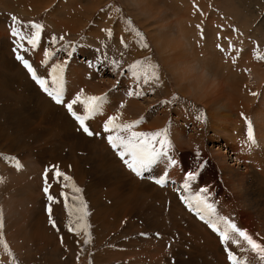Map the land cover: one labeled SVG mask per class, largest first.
Wrapping results in <instances>:
<instances>
[{
  "label": "rangeland",
  "instance_id": "374dc122",
  "mask_svg": "<svg viewBox=\"0 0 264 264\" xmlns=\"http://www.w3.org/2000/svg\"><path fill=\"white\" fill-rule=\"evenodd\" d=\"M137 2L139 1L0 0V19L2 18L6 23L9 22L7 27L0 25V42L7 41L11 47H14L15 41L11 36L10 28L12 24L10 18L13 15L24 24L31 21L45 26L40 46L28 53H22L37 68L38 74L45 75L50 72L48 67L52 64V60L49 61L48 66L43 65L42 61L46 59L44 52L49 48L55 50L60 47L59 44H51L50 37L52 35L57 37L65 35L66 42H70L73 46L79 45L72 56L59 52L57 57H54L58 62L68 61L65 72L66 100L73 98L81 89L86 95L108 94L110 96L104 113L93 118L90 123L94 130L101 132L98 141L105 142L95 144L96 148L102 152H100L101 154L96 153L94 148H89V146L85 152L74 153V150L70 148L77 147L75 138L67 140L65 146H63V140L59 135L43 136L36 140L40 136L39 127L44 128L48 125L45 121L47 117L42 109L44 102L40 97L37 98L34 95V89L31 86L22 84L23 81L31 78L23 66H21V71H16L19 63L13 58V48L5 56L7 60L15 62L11 68L1 67L0 76L4 79L1 78L0 82H7L6 78L10 80L11 84L9 83V87L5 89L14 94L11 98L0 91V157H3L0 158V179L3 181L0 183V208L3 209L5 221L3 236L12 249L18 264H206L204 262L217 264V261L218 264H224L223 262L227 260L223 261L222 258L211 262L214 257L218 258L216 249L225 255L219 237L207 225L206 227L204 223L186 211V206L183 205L184 203L175 191L180 189L185 168L194 170L201 163L203 167H199L201 175L194 182V191L197 186H207L211 192L209 202L215 204L218 215L231 218L242 228L247 229V223L254 238H264V215H261V209H264V163L260 166L261 168L259 167L258 174L251 171V165L245 163L247 151L243 147L247 142V122L240 115L243 112L252 121L254 134L259 142L253 148L251 157H263L264 138L258 139L257 121L253 112L259 104L264 86V79H259L254 71L256 67L261 65L264 67V60L258 58L264 55V0H148V4L144 3V5H139ZM153 6L156 8L153 9ZM116 9L120 11L118 12ZM52 13L53 16H51ZM167 16L169 19L165 20ZM128 19L132 21L133 28L143 33V42L149 45L148 48L141 46L140 38L125 23ZM176 22L183 31V33L179 32V35L184 38L187 36L189 39L188 46H182L183 48L179 49L180 52L174 47L177 37L169 34L168 42L171 44L164 49L163 44L160 43V39L169 31L178 33L175 27L177 26ZM168 24L173 27L164 29ZM106 29H111L113 35L108 36ZM121 39H123V43H121ZM65 41H62L61 44ZM209 42L213 43L215 48L211 51V61L207 63H210L211 68L223 77L222 85L203 98H193L179 87L180 81L177 80L176 66L182 56L180 59L178 55L183 53L189 58L201 59L204 56L203 47L209 48ZM124 44H127L128 47L125 48ZM217 45H220L224 51L221 52ZM25 46L30 48L26 43ZM92 49L95 53L94 58L91 56L93 53H89ZM97 49L100 51L97 52ZM105 52L111 58L122 60L121 70L127 69L129 64L137 60H150L158 64L161 81L144 86L145 95L141 97H128L126 90L132 84L128 74L122 76L119 72L113 73L108 70L107 65L101 71L96 70L97 72L92 69L88 71L82 69L83 66H87L84 61L92 62L96 56ZM246 58H249V62ZM220 65L224 71L221 70ZM87 72L93 73V76ZM249 78L253 81L250 82ZM248 87L252 88L249 90ZM252 91L257 92L258 95L252 96L250 94ZM173 96H178L179 99L173 100ZM128 98L131 99L130 103ZM19 101H24V104L21 105ZM164 101L171 102L164 103ZM120 103H127L129 107L134 106L132 118L130 113L127 122L143 119V124L137 126L136 131H157L166 127L169 129V138L173 143L171 154L180 161L179 166L168 169L169 173L171 170H176L175 174L171 175L173 180L169 178L170 182L176 184L174 187L169 183L166 186H159L148 179L137 177L124 166L107 143L105 137L107 134L103 133L101 122L108 116L116 115L117 112L122 113V111L124 114L121 116L120 122H126L124 117L128 114V109L120 108ZM60 107L65 110L63 106L60 105ZM76 107L82 114V108L79 105ZM8 110H15L12 112L17 118L24 117L30 122L28 125L32 127L29 132L33 133V137H27L28 132L18 126V121L13 124L14 126L10 125V121L5 118L8 116ZM131 110H133L132 107ZM260 112V115L263 116L264 107ZM201 113L205 120L198 122L196 116ZM66 114L68 113L66 112ZM39 119L40 124L37 121ZM229 120L234 124L233 127H230ZM175 125L180 126L179 133L183 132L185 140L177 141L175 138L177 135L172 132L176 128ZM220 125H224L228 131L233 129L234 134L230 137L223 135L221 131L215 132V129H219ZM22 132L25 141L26 139L39 141L33 145L30 151L33 154L37 152L38 158L29 155V152L21 146ZM77 132L82 135L80 131ZM216 133L221 137L218 138L219 143L225 141L226 146L223 147H226L228 151L232 147L235 156L231 151V157L233 155V157L243 158L244 164L249 166V170H245L252 172L251 177L247 171L243 170L245 165L240 166L239 170L232 171L234 178L246 180L241 183V190L247 196L239 194L244 200L243 202L237 198L238 201L231 198L238 193V191L233 193V179L228 174L227 168L226 171L222 169L221 163L214 158V153L212 154L207 145L209 143L213 146L209 139L214 134L216 137ZM191 138L192 140H190ZM236 142L239 144L235 145ZM51 145L57 150L63 148L59 152V156L61 158L66 156L68 165L48 164L50 163L49 157L44 155V151L42 153L40 151ZM108 148L117 157L113 163L111 159L114 156L107 160L109 157L106 154ZM197 150L201 153L200 157L195 156ZM101 156L104 158L99 166L97 160ZM225 158H227L226 153ZM74 159H77L78 165H72ZM17 160L23 165L19 170L15 167ZM27 161L31 165L27 164ZM228 163L232 166L233 161ZM33 165L36 167L34 168ZM115 165L116 167H114ZM52 166H58L66 175L71 176L73 182L83 190L81 195L87 202L90 213L87 218L91 225L88 229V232L91 233L90 243L84 242L89 239L84 231H81L79 235L68 231L69 221L74 220L75 217L69 216L61 193H68L71 196L73 194L71 187H63V185H70L72 182L64 181L61 177L58 183L53 178L55 168ZM73 166H77V168L71 172ZM46 168L51 169L48 172V182L51 185L50 194L59 201V203H53L52 214L59 231L49 223L46 211L48 202L43 193ZM105 168L107 169L105 170ZM122 170L128 173L125 182L130 185L131 191L136 192L143 189L148 193L155 194V196L153 195L154 199L146 196L129 198L130 195H126L124 183H120L117 178L114 179L111 176L116 175L117 172L123 173ZM158 171L159 168L154 170L153 174ZM255 178L258 179L257 182ZM253 182H256L255 185ZM31 185L33 186L31 187ZM260 189L262 193H260ZM252 191L260 193V198H250L253 196ZM162 196L168 200L160 199ZM69 203L72 201L69 200ZM256 203L258 205L261 203V206H257ZM179 207L180 209H177ZM182 208L183 210H181ZM245 212L247 215H251L254 224L247 220ZM131 216L134 217L131 218ZM172 218L178 223L181 221L180 224H184V226H181L180 230L175 228L174 223L176 222L173 223ZM165 224L169 225L166 229L161 227ZM141 233L146 235H141ZM207 243L213 244L215 249L212 254L214 256L209 255L206 250L208 249L206 248ZM232 247L235 250V246ZM249 255L251 256V254ZM0 260L3 261V264H10V258L2 245H0Z\"/></svg>",
  "mask_w": 264,
  "mask_h": 264
},
{
  "label": "snow or ice",
  "instance_id": "6c2138e0",
  "mask_svg": "<svg viewBox=\"0 0 264 264\" xmlns=\"http://www.w3.org/2000/svg\"><path fill=\"white\" fill-rule=\"evenodd\" d=\"M116 11L119 12L120 10L116 9ZM10 19L12 21L10 25L11 36L15 41V48L13 49L15 52V59L27 70L31 79L38 85L43 93L51 98L57 105H61L67 110L78 125L77 131L82 132L90 138L100 136L101 132L94 130L90 126V123L93 118L104 113L105 105L110 101V96L108 94L86 95L84 90L81 89L73 98L66 100L65 72L68 61L64 60L51 64L50 72L41 75L38 74L37 68L33 66L30 59L22 54L28 53L30 50L37 49L40 46L45 26L41 23L31 21L24 24L15 15L11 16ZM125 23L129 26L130 30L134 31L136 36L140 38L141 46L143 48H148L149 45L143 42V33L132 27V21L128 19ZM105 31L108 36L113 35L111 29H106ZM50 41L52 45L59 44L60 47L55 50L49 48L44 52L46 59L42 61V64L45 66H48L49 61L57 57L59 52L72 56L74 50L79 47V45L73 46L70 42H66L65 35L59 37L52 35ZM62 41H65V43L61 44ZM25 43L29 45L30 48L26 47ZM121 43H123V39H121ZM124 47L127 48L128 45L124 44ZM217 47L220 48L221 52L224 51L220 45H217ZM96 51L99 52L100 50L97 49ZM121 56H123V53H121ZM258 58L264 60V55ZM105 65H107L108 70L113 73L119 72L122 76L125 74L130 76L132 84L126 90V95L128 97H141L145 95L143 91L144 86H149L161 81L159 65L150 60H137L129 64L127 69L121 70L122 60L111 58L105 52L96 56L94 61L89 63L88 66L97 71H101ZM117 83L119 84V81H117ZM250 94L254 97L258 95V93L254 91ZM178 99V96H173V100ZM170 102L171 101H164V103ZM77 105L82 108V114L77 110ZM119 107L124 108L125 104L120 103ZM240 115L244 117L247 122V142L249 146H256L257 139L254 134L252 121L248 119L243 112L240 113ZM121 116L122 113L117 112L116 115L108 116L106 120L101 122L102 131L107 134V143L111 146L123 164L137 177L148 179L159 186H166L170 182L168 169L177 167L180 164V161L175 159L171 154L173 143L169 138V129L166 127L157 131H136V127L144 122L143 119L134 120L132 122H120ZM196 120L198 122L205 120L203 113L197 115ZM195 156L200 157L201 153L197 150ZM15 167L19 170L23 165L17 160ZM52 167L55 168L53 178L58 183L61 177H63L64 181L72 182L70 185L64 184L63 187L70 186L73 194L69 196L68 193H61L64 197V206L68 210L69 216L75 217L74 220L69 221L67 226L68 231L75 232L77 235H79L81 231H84L89 237V239H86L84 242L86 244L90 243L91 233L88 232V229L91 225L87 219L90 213L88 211V204L81 195L83 190L73 182L71 176L66 175L58 166ZM199 167H203V164L201 163ZM199 167L194 170H187V168H185L184 176L182 177L183 182L179 189V191L185 194L180 195L179 199L219 237V242L223 246V251L226 253L228 264H264V242H262L264 238L256 239L246 228L238 226L237 222L231 218L218 215L215 204L209 202L211 192L207 186H197V189L194 191V182H196L201 175ZM157 168H159V171L153 174L154 170ZM50 170L51 169L46 168L44 172L43 193L48 202L46 211L49 217V223L53 228L59 231L56 221L52 218L53 203H59V201L54 195L50 194L51 185L48 182V172ZM2 182V179H0V183ZM69 200H71L72 203H69ZM4 226V213L3 209L0 208V245L3 246L5 253L10 258V264H18L12 249L4 239ZM141 235L146 234L141 233ZM232 246H235V250ZM249 254H251V256ZM0 264H3L2 260H0Z\"/></svg>",
  "mask_w": 264,
  "mask_h": 264
},
{
  "label": "bare ground",
  "instance_id": "6f19581e",
  "mask_svg": "<svg viewBox=\"0 0 264 264\" xmlns=\"http://www.w3.org/2000/svg\"><path fill=\"white\" fill-rule=\"evenodd\" d=\"M139 2H137L139 5H144V3H147L148 2V0H138ZM150 1V0H149ZM4 2V1H3ZM13 2V1H12ZM8 4V2L6 3V5ZM148 4V3H147ZM151 5V4H150ZM163 7V6H162ZM43 8V7H42ZM154 8H156V7H154L153 6V9ZM151 9V8H150ZM165 12V11H164ZM51 16H53V13L51 14ZM166 16V15H165ZM165 16H163V17H165ZM6 18V17H5ZM54 18H55V16H54ZM167 19H169V16H167L166 18H165V20H167ZM49 20H50V18H49ZM9 23V22H8ZM8 23H6V22H4L3 20H2V18L0 19V25L1 26H6L7 27V25H8ZM177 24V26H175L176 27V30H178V33L176 34V33H173V32H168L166 35H163L164 37H162V39H160V43H162L163 44V49L164 48H166V47H168V45L169 44H171V42H168V40H169V34L170 35H172V36H174V37H177V39H176V41H175V45H174V47H175V49L176 50H179V49H182L183 47L182 46H188V44H189V39H188V37L186 36L185 38L183 37V36H181V35H179V32H181V33H183V31H182V29H181V27H180V25L178 24V22H176ZM172 28L173 26H171L170 24H168V25H166L165 26V28L164 29H167V28ZM167 31V30H166ZM45 39V38H44ZM196 39V38H195ZM193 40V39H192ZM156 41V40H155ZM213 42V41H212ZM193 43V42H192ZM210 47L209 48H204L203 47V50H204V56L200 59V58H198V60H200V61H202V62H204L205 64H207V65H209L210 67H211V64L210 63H207V62H210L211 61V59L212 58H210V56H211V51H212V49H214L215 47L213 46V43H211V42H209V44H208ZM161 46V45H160ZM11 45L7 42V41H3V42H0V69H1V67L2 68H11V66H12V64L15 62V61H11L10 59H6L5 58V56L6 55H8V53H9V51L11 50ZM55 48V47H54ZM226 49H228V48H226ZM54 50V49H53ZM163 51V50H162ZM91 52L93 53V54H91ZM179 52H180V50H179ZM89 53L91 54V56L94 58V55H95V53H94V51H93V49L91 50V51H89ZM11 55V54H10ZM227 55V54H226ZM179 56V58L181 59V56H182V59H181V61L177 64V66H176V68H178L180 65H182L185 61H187V60H189V59H192V58H189V57H187L186 55L184 56V54L182 53V54H179L178 55ZM224 56H225V52H224ZM249 56V55H248ZM83 58V57H82ZM87 58V57H86ZM250 58V57H249ZM249 58H246L247 59V61L249 62ZM81 59V58H80ZM54 60V61H53ZM81 60H83V59H81ZM218 60V59H217ZM58 61L56 60V58H54V59H52V64L53 63H57ZM247 63V62H246ZM48 68H50V66L48 67ZM71 68V67H70ZM72 68H74V67H72ZM220 68H221V70H222V67H221V65H220ZM82 69L84 70H89L88 69V66H83L82 67ZM177 70V69H176ZM226 70V69H225ZM16 71L18 72V71H21V65H17V69H16ZM22 71H24V69H22ZM72 71H73V69H72ZM222 71H224V69L222 70ZM255 73H256V75H257V77H259V79H264V67H262V65L261 66H259V67H256L255 68ZM46 72V71H45ZM44 72V73H45ZM216 72V71H215ZM79 73V72H78ZM87 73H90V72H87ZM218 73V72H217ZM91 74V76H93V73H90ZM89 74V75H90ZM219 74V73H218ZM6 75H7V73H6ZM16 75H19L18 73H16ZM79 75V74H78ZM10 76V75H9ZM177 76V75H176ZM250 76V75H249ZM8 77V76H7ZM1 78H2V76H0V80H1ZM223 78V77H222ZM4 78H2V80H3ZM27 79V78H26ZM25 79V80H26ZM89 79H90V77H89ZM93 79V78H92ZM91 80V79H90ZM94 80V79H93ZM92 80V81H93ZM177 80L178 81H180L179 80V78H177ZM250 82H252L253 81V79H248ZM6 81L7 82H0V83H2L1 85H0V91H3L4 93H6L7 95H9L11 98H12V95L14 94L13 92V94H11V93H9V91H7L5 88H8L9 87V81L10 80H8L7 78H6ZM15 81V80H14ZM177 81V82H178ZM24 83H22V84H24V85H29V86H31L33 89H34V95L37 97V98H41V100H43V102H44V108H42V109H44V115H46V122H47V126L46 127H44V128H42V127H39V130H40V136L36 139V140H38L39 138H41V137H51V136H54V135H59V137L63 140V146H65L66 144H67V140H69V139H71L72 140V138H75L76 139V142H77V147H75V149L74 148H70V149H73L74 150V153L75 152H80V151H82V152H85L86 150H87V147L89 146V148L90 147H93L94 148V151L96 152V153H100L101 151L99 150V149H97L96 147L97 146H95V144H98V143H100V142H104L103 140H101V141H98V137H87L85 134H83L82 132V135L79 133V132H77L76 131V122L68 115V114H66V112H65V110H62L61 109V107H60V105H57L54 101H52L51 99H49L48 97H46V95L45 94H43L42 92H41V90L38 88V86L35 84V82L34 81H32L31 79L29 80V79H27V81H23ZM12 83H14V82H12ZM6 84V85H5ZM11 84V83H10ZM20 84V83H19ZM19 84H17V85H19ZM3 85H5L4 87H3ZM260 85V84H259ZM258 86V85H257ZM27 87V86H26ZM250 87V86H249ZM248 87V89L250 90L251 88H249ZM262 87V86H261ZM30 88V87H29ZM256 89V88H255ZM25 90V89H24ZM30 90V89H29ZM33 91V90H32ZM260 91V90H259ZM115 93H117V91H114ZM121 95V94H120ZM260 95V94H259ZM23 97V96H22ZM66 97V96H65ZM15 98V97H14ZM247 98V97H246ZM20 99H21V97H20ZM129 99V98H128ZM127 99V100H128ZM260 101H259V104H257V106H256V108L254 109V114L253 115H255V118H256V124H257V128H256V130H257V133H258V139L259 140H262L263 138H264V115L263 116H261L260 114H261V109H263V107H264V101H262V100H264V86L262 87V92H261V95H260ZM131 99H129V103L131 102L130 101ZM19 103L21 104V105H23L24 104V101H19ZM114 103V102H113ZM126 105H125V107H124V109L125 110H127L128 109V114H126V117H124L125 119L124 120H126V122L128 121L127 120V117H129V114L131 113V118H132V112L134 111V106H130L129 107V104H127V103H125ZM111 105V104H110ZM220 105V104H219ZM131 107L133 108V110H131ZM37 110V109H36ZM12 111H15V110H12ZM11 110H8V116H5V118H7L9 121H10V125L12 126L13 124H15V122H17L18 121V123H19V125L18 126H20L21 127V129L22 130H24V131H27L28 133H27V137H33V133H30L29 131L31 130V127L32 126H29L28 124H30V122L26 119V118H24V117H21V118H17V116L16 115H14L15 113L14 112H12ZM26 111V110H25ZM142 111V110H141ZM140 111V112H141ZM59 112V113H58ZM39 113V112H38ZM51 113H52V115H51ZM124 113H123V111H122V115H123ZM13 116V117H12ZM19 117V116H18ZM28 117V116H27ZM236 117V116H235ZM178 119H179V117H177ZM38 122L40 121V119L39 120H37ZM130 121V120H129ZM230 121V120H229ZM186 122V121H185ZM231 123V125H230V127L232 126V125H234L233 123H232V121H230L229 122V124ZM39 124H40V122H39ZM44 124V123H43ZM143 124V123H142ZM141 124V125H142ZM188 125V124H187ZM226 125V124H225ZM14 126V125H13ZM176 126V125H175ZM179 125H177L176 126V128H175V130L174 131H172V132H174L177 136L175 137V138H177V141L178 142H181V140L182 139H184V137H183V135H182V133H179ZM219 127V129L218 128H216L215 129V132H217V131H221L222 133H223V135H225V136H232L234 133H233V129L231 130L230 129V131H228V129L227 128H224V125H220V126H218ZM233 127V126H232ZM35 128V127H34ZM19 129V128H18ZM100 129V128H99ZM61 131V132H59V131ZM19 132H20V130H19ZM21 133V132H20ZM185 134V133H184ZM220 134V133H219ZM20 136V135H19ZM24 133L22 132V135H21V138H22V140H21V142H22V144H21V146H23V149L25 150V151H28L29 152V155H34L35 157H37V152H35V154H33V153H30V151L32 150V147H33V145L35 144V143H39V141H36V140H28V139H26V141L23 139L24 137ZM215 136V134L214 135H212L211 137L212 138H210L209 139V142H211V143H213V146H211V144L209 145V143L207 144L209 147H210V150H211V152H212V154L214 153V158L219 162V163H221V165H222V169L223 170H225L226 171V168H227V172H228V174H230L231 175V177H232V179H233V185H234V187H233V189H234V191H233V193L235 192V191H238V193L237 194H235V197L233 196H231V198L233 199V200H236V201H238V200H240V202H243L244 200L239 196V194L240 193H242V194H245L242 190H241V188H242V185H241V183H244L246 180L244 179V178H240V179H236V178H234L233 177V172L232 171H236V170H239L240 168V166H243V165H245V167L243 168V170H245V169H247V170H249V166L248 165H251L252 166V170L251 171H253V172H256L257 174H258V172H259V170H260V166L261 165H263V163H264V155H263V157H258L257 155H256V157H258V158H252L251 157V155L253 154V148L254 147H256V146H247L248 145V142H246V145L243 147V149H246V151H247V153H246V157H245V163H247V164H244V160H243V158H240V157H233V155H234V151H233V149H232V147H230V146H228V147H230L229 148V150L230 151H228L227 150V148L226 147H223V146H226V143H225V141L224 142H222V143H219L220 141H219V139L218 138H221L219 135H217V133H216V137H214ZM26 137V136H25ZM106 137V136H105ZM193 137V136H192ZM5 138V137H4ZM6 139V138H5ZM33 139V138H32ZM43 139V138H42ZM224 139V138H223ZM18 140V139H17ZM185 140V139H184ZM190 140H192V138L190 139ZM35 141V142H34ZM53 141H55V140H53ZM97 141V142H96ZM195 142H196V140H194ZM48 142V141H47ZM192 142V141H191ZM258 142V141H257ZM264 142V141H263ZM105 143V142H104ZM103 143V144H104ZM200 143V142H199ZM259 143V142H258ZM235 145H238L239 144V142L237 143H234ZM105 145V144H104ZM103 145V146H104ZM258 145V144H257ZM62 146V147H63ZM107 146V145H106ZM241 146H243V145H241ZM201 147V146H200ZM48 148V149H47ZM47 148H45L44 147V149H42L40 152L42 153V151H44L43 153H44V155H47L48 157H49V160H50V163H48V164H57V163H59V164H61L60 166H65V165H68V160H67V157L65 156V157H60L59 156V152L60 151H62L63 150V148H59V150H57L53 145H51V146H49V147H47ZM103 148V147H102ZM106 149V148H105ZM9 150V149H8ZM51 152H50V151ZM93 151V150H92ZM231 151H232V153H233V155H232V157H231ZM89 152V151H88ZM106 152H107V150H106ZM102 153V152H101ZM100 153V154H101ZM225 153L227 154V158H225ZM55 154V155H54ZM95 154V153H94ZM104 154V153H103ZM109 157L107 158V160H109V158H111L112 156H114V158H112L111 159V162L113 163V162H115V160L117 159V157L115 156V154L113 153V152H111V149L110 148H108V152L106 153ZM224 154V155H223ZM235 156V155H234ZM32 157V156H31ZM99 157V156H98ZM6 158V157H5ZM38 158V157H37ZM102 158H104L103 156H101V158L100 159H98L97 160V163H98V165L100 166L101 165V162H102ZM26 159V158H25ZM230 159V160H229ZM232 159V160H231ZM76 160L77 159H74L73 161H72V165H78L77 163H76ZM227 160H228V162L230 161V163H231V161H233V163H232V166H231V164H229L228 162H227ZM28 162V161H27ZM33 162V161H32ZM36 163V162H35ZM38 163V162H37ZM228 163V164H227ZM27 164H30L29 162L27 163ZM108 164V163H107ZM226 164V165H225ZM31 165V164H30ZM110 165H111V163H110ZM231 166V167H230ZM251 166H250V169H251ZM254 166H256V167H254ZM33 167L35 168L36 166H34L33 165ZM114 167H116V165L114 166ZM120 167V166H119ZM260 167V168H259ZM43 168V167H42ZM71 168V167H70ZM74 168L76 169L77 168V166H73V168L70 170L71 172L74 170ZM109 168V167H108ZM64 169V168H63ZM107 168H105V170H106ZM112 170V169H111ZM247 170H245V171H247ZM107 171H110V170H107ZM115 171V170H114ZM118 171V170H117ZM116 171V172H117ZM123 171V173H118L117 172V174L115 175V174H113V175H111L112 176V178H114V179H118V181L120 182V183H124V186L126 187V195H130L129 196V198L130 197H132V196H135V197H139V196H146V197H149V198H153L154 199V196H155V194H153V193H148V191H145V190H143V189H139V191H136V192H134V191H131L129 188H130V185L128 184V183H126L125 181V179H127L128 178V173L126 172V171H124V170H122ZM244 171V172H245ZM36 172V171H35ZM68 172V171H67ZM77 172V171H76ZM75 172V173H76ZM125 172H126V174H125ZM175 172H176V170L174 169V171H172L171 170V172L169 173V178L170 179H172L173 180V176H171V175H173V173L175 174ZM248 172V171H247ZM33 173V172H32ZM249 173V175L251 176L252 175V172L250 173V172H248ZM109 175V174H108ZM226 175V174H225ZM256 175V174H255ZM33 176H34V174H33ZM116 176V177H115ZM28 177V176H27ZM228 177V176H227ZM252 177V176H251ZM230 178V177H229ZM254 178V177H253ZM227 179V178H226ZM231 179V178H230ZM36 180V179H35ZM138 180V179H137ZM257 178H255V181L257 182ZM117 181V180H116ZM129 181V180H128ZM146 181V180H145ZM178 182H180V181H178ZM256 182H253V185H255V183ZM40 183V182H39ZM145 183V182H144ZM169 184L170 185H173L172 187H174V185H176V184H173V182H169ZM28 185V184H27ZM121 185V184H120ZM123 185V184H122ZM264 185V184H263ZM12 186V185H11ZM33 185H31V187H32ZM143 186V185H142ZM248 186V185H247ZM29 188V187H28ZM148 188H151V187H148ZM170 188V187H169ZM124 191V190H123ZM153 191H154V188H153ZM156 191H157V189H156ZM93 192V191H92ZM131 192H132V194H131ZM163 192V191H162ZM232 192V191H231ZM94 193V192H93ZM165 193V192H164ZM260 193H262V190L260 189ZM260 193H258V192H254V191H252L251 192V194H253V196H250V198H254V199H259L260 198V196H261V194ZM264 193V192H263ZM91 194V193H90ZM158 194V193H157ZM227 194V193H226ZM154 195V196H153ZM163 195V194H162ZM167 195H168V193H167ZM171 195V194H170ZM228 195V194H227ZM246 195V194H245ZM172 196V195H171ZM247 196V195H246ZM127 197V196H126ZM157 197V196H156ZM162 198H166V197H161L160 199H162ZM238 200H237V199ZM248 198V197H247ZM246 198V199H247ZM128 199V198H127ZM165 200H168L167 198L165 199ZM172 200H173V198H172ZM126 202V201H125ZM175 202V201H174ZM170 204V203H169ZM171 204H173V203H171ZM180 205V204H179ZM256 205L257 206H261V203H259V205L256 203ZM178 206V205H177ZM181 207V206H180ZM180 207L179 208H177V209H180ZM171 209V208H170ZM181 210H183V208L181 209ZM248 210H250V209H248ZM169 212V211H168ZM251 212V211H250ZM171 213H172V211H171ZM152 214V213H151ZM172 214H175L174 212L172 213ZM144 215V214H143ZM176 215V214H175ZM245 215H246V217H247V220L249 221V222H251L252 224H254V221L252 220L253 218L251 217V215L250 214H248V215H250V216H248L247 215V212H245ZM261 215H264V209H261ZM136 216V215H135ZM134 216H131V218H133ZM251 218V219H250ZM148 220H150V219H148ZM172 220H173V218H172ZM152 221V220H151ZM156 221V220H155ZM154 221V222H155ZM159 222V221H158ZM173 223L174 222H176V221H172ZM21 223V222H20ZM168 223H169V221H168ZM180 223H181V221H180ZM180 223H178V222H176V223H174V227H175V225H176V227L175 228H177V229H179L180 230V227L181 226H184V224L183 225H181ZM197 223H198V221H197ZM164 224V223H163ZM171 224V223H170ZM193 224H194V222H193ZM160 225V224H159ZM205 225V224H204ZM169 225L168 224H165V225H161V227L162 228H164V229H166L167 227H168ZM206 226V225H205ZM246 226H247V230L250 232L251 230H250V227H249V225L246 223ZM207 227V226H206ZM200 228H203V227H200ZM198 229V228H197ZM181 232V231H180ZM19 235V234H18ZM171 236V235H170ZM214 237V236H213ZM170 238V237H169ZM36 239V238H35ZM23 241V240H22ZM205 241H207V240H205ZM206 243V242H205ZM204 244V243H203ZM208 244V246L206 247V248H208V249H206V250H208V253H209V255L210 254H212V253H214V247H213V244H211V243H207ZM202 246V245H201ZM203 249V248H202ZM203 250H205V248L203 249ZM164 253V252H163ZM216 253H217V256H218V258H213V261H211V262H215L216 261V259L218 260V259H223V261H225V255H224V253H222V252H220V250L219 249H216ZM157 255V254H156ZM208 255V256H209ZM213 255V254H212ZM214 256V255H213ZM212 256V257H213ZM152 258V257H151ZM211 258V257H210ZM204 260V259H203ZM156 261V260H155ZM163 261V260H162ZM205 261H207L206 259H205ZM164 262V261H163ZM208 262H209V260H208ZM227 261H225V262H223L224 264H227L226 263ZM166 263V262H165ZM204 263H206L207 264V262H204ZM209 264H210V262H209ZM213 264H216V263H213ZM217 264H218V261H217Z\"/></svg>",
  "mask_w": 264,
  "mask_h": 264
},
{
  "label": "clouds",
  "instance_id": "9594fccd",
  "mask_svg": "<svg viewBox=\"0 0 264 264\" xmlns=\"http://www.w3.org/2000/svg\"><path fill=\"white\" fill-rule=\"evenodd\" d=\"M179 87L190 97L203 98L222 85V77L209 65L192 58L176 70Z\"/></svg>",
  "mask_w": 264,
  "mask_h": 264
},
{
  "label": "crops",
  "instance_id": "0c3cea01",
  "mask_svg": "<svg viewBox=\"0 0 264 264\" xmlns=\"http://www.w3.org/2000/svg\"><path fill=\"white\" fill-rule=\"evenodd\" d=\"M13 117V116H12Z\"/></svg>",
  "mask_w": 264,
  "mask_h": 264
}]
</instances>
